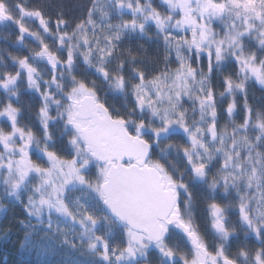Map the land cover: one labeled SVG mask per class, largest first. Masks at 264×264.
Masks as SVG:
<instances>
[{"label": "rangeland", "instance_id": "1", "mask_svg": "<svg viewBox=\"0 0 264 264\" xmlns=\"http://www.w3.org/2000/svg\"><path fill=\"white\" fill-rule=\"evenodd\" d=\"M256 1L227 0L223 10L218 14L211 8L204 10L205 0H134L123 5L119 2H98L92 16L95 13L99 14L103 8L111 11L117 9L116 17H120L119 14H128L137 17L136 19L140 21L139 24L124 22L123 28H121L123 24L118 27L127 37L132 34L139 35L141 32L153 37L154 34L151 33L154 30L156 35L166 43L171 50L169 54L172 52L171 55L174 58L173 68L171 67L166 75L168 87L165 90L162 87L157 88L158 81L148 86L136 79L134 82H127L115 75H106L103 68L96 67V63L94 64L92 60L93 52H96L95 56H98L101 63L104 57L102 47L96 48V44L99 45L100 42L101 26L98 22L92 23L93 19L84 26L78 27L71 36L58 38L51 36L50 27L41 22L38 17L23 15L20 22L36 24L44 33L43 37L50 40L49 46H41V49L44 59L50 66L53 79L57 80L51 83V87L56 89L59 84L62 88L66 87L64 90L66 94L63 96L61 89L56 91L67 103L66 112L61 114L65 122L61 116L55 117L54 122L56 123L57 120L64 122L65 129L67 128V132L71 134L69 142L75 145L74 165L82 162L83 166L94 172L92 173L94 180L91 185H88L86 181V188L77 183L75 185L77 180L75 168L71 169L69 164H63L57 160L52 163L47 160L53 153L48 150L46 139L36 141L35 138L25 136L26 142L22 145H37L38 148L32 150L33 154L36 153V156L47 161L46 164L49 167L46 166L44 169L43 165L38 166L41 171H44L40 172L37 171L36 166V168L30 167L26 163L29 155L23 160L14 159L10 155L7 157L9 162L5 164V167H0V198L5 195L15 202L24 201L30 219L46 223L48 227H55V224L60 222L66 223L65 229L68 226L77 241L85 242L93 251L100 252V257L106 261V264H154L156 259L160 264H178L176 262L178 259L170 253V249L167 250L163 241L170 230L173 233L172 236L176 235L175 229L164 228L162 241L153 246L144 236L125 228L124 248L122 247L113 255L105 249L103 244H99L100 237L95 234L99 221L93 220L91 214H86L87 216L80 219L78 214L80 209L76 205L68 204L69 197H76V193L74 195L68 193L69 186L71 188L79 186L78 194L86 200L93 197L90 191L94 189L102 204L100 186L107 172L105 167L100 168L90 162L80 137L75 135L70 127L71 121L75 118L73 109L75 102L85 97H93L98 102L95 90L80 88L79 84L73 80V70L77 66L84 65L90 76L96 79L91 86L96 87L97 90L99 86H102L98 84L99 81L106 87L105 94L119 95L124 99L127 95H132L136 110L141 112V109H144L143 115L150 109L151 103L155 105L152 120L166 123L164 132H157L152 126L132 127L135 134L142 133V135L150 136L151 147L155 149V160L166 161L172 174L178 175L179 182H186L183 181L185 179L191 180L194 186L197 184L206 188L215 201L214 204L222 208L220 217L225 218L227 222L228 219L237 215L240 223L243 218L244 224L257 227V231H262L264 228V131H261V126L264 124H251L252 117L249 113H239L238 109L240 104L242 109L246 110L243 100L249 86H257L264 94V83L244 66L247 61L260 66L261 72L264 73V43H262L264 14L259 15ZM2 13L4 11L0 7V25L7 22ZM19 25L20 23H16L14 26L21 30L24 37H28L26 30ZM54 45H56L55 48ZM109 45L108 39L103 42V47L108 48ZM51 49L55 52L52 58L48 52ZM217 49L220 50L219 53ZM218 55L220 59H217ZM40 61L45 62L42 59ZM213 76H215L214 79ZM159 82L164 83L160 79ZM239 84L243 87H237ZM10 94L11 92L7 94L5 103L0 105V136L8 134L10 125L13 130L10 134H16L18 129V125L14 122L9 123V120L16 121L17 118L16 108L12 105L14 98H11ZM209 95L211 99H207ZM216 100L221 104V114L225 116L228 123L223 128L216 125L219 115ZM144 103H146L145 107H143ZM138 104L143 108L137 106ZM181 105L185 108L184 110L179 108ZM57 107L59 108V105L56 102ZM159 114L165 117L164 120L158 118ZM42 117L47 118V116ZM45 121L48 123V119ZM80 125L84 126L85 123ZM231 128L233 133L227 136V130ZM32 161L35 162V160ZM200 163L205 165L203 176L198 175L193 168V164ZM159 165L151 162L148 164L150 167L162 170L165 184H172L175 194L183 193L185 186L179 182L175 183L166 175L165 168ZM253 168L256 169L255 177L250 181L249 176H252ZM225 204H227L226 208ZM242 204L247 219H244L241 212ZM209 210L212 220V207L211 209L209 207ZM187 219L192 221L189 217ZM89 221H93L92 225L88 224ZM184 224L191 228L190 224ZM211 226L212 228L214 226L213 220ZM260 231L257 234L261 235ZM189 246V242L181 237L179 250L181 252L184 250V254L179 252L178 258L182 261L181 264H204L202 257L193 252ZM262 251L263 249H260L253 256L242 258V263L264 264L263 255L258 254ZM187 257H191L189 262L186 260Z\"/></svg>", "mask_w": 264, "mask_h": 264}, {"label": "trees", "instance_id": "2", "mask_svg": "<svg viewBox=\"0 0 264 264\" xmlns=\"http://www.w3.org/2000/svg\"><path fill=\"white\" fill-rule=\"evenodd\" d=\"M133 1L0 0V7L4 11L1 15L7 20L5 24L0 25V39L5 42L1 50V57L6 58L9 56L11 58L10 51L12 49L10 47L14 42H17V59L27 61L30 69L34 72L32 79L33 86H29L27 79L23 76L17 80L16 90L20 93L18 105L21 113V123L26 129L37 135L36 137H47L46 141L47 139L50 141L52 153L58 154L60 160L71 161L76 158V151L69 148L71 134L65 131V118L61 115L63 112H66L67 103L62 100V97L56 91V89H61L63 96V94H66L64 91L66 87L62 88L60 84L56 86V89L51 87V83L57 82V80L53 79L50 66L44 59L43 50L41 49V46H49L50 40L47 37H43L44 33L41 32L40 27L36 24L20 22V18L23 15L38 17L41 22L46 23L50 27L49 33H52L51 36L58 38L71 36L78 27L84 26L90 19H93L92 23L98 22L101 26L99 30L100 42L99 45L96 44V48L102 47V56L104 57L101 63L98 60V56H95L96 52H93L92 60L94 64L96 63V67L103 68L106 75H115L127 82L138 80L141 84L143 81L148 86L158 81L157 88L162 87L165 90L168 87L166 86V75L172 67L174 57L171 55L172 52L169 54L171 50L161 37H158L154 30L151 33L152 35L154 34L153 37L144 32L127 37L125 32L119 30L118 27L124 22H137L139 24L140 21L136 19L137 17H132L127 13V15L119 14L120 17H116L117 9L111 11L103 8L99 11V14L95 13L92 16L98 2H119V4L123 5ZM214 2L224 4L227 0H214ZM256 3L259 15H263L264 0H257ZM160 14L162 15V11ZM16 23H20L19 27L26 30L28 37H24L21 30L15 28L14 25ZM123 27L124 24L121 25V28ZM107 39L110 41V45L108 48H105L103 47V42H106ZM6 43L10 46L9 48ZM55 46L53 47L55 48ZM50 51L48 52L52 58L55 52L54 49ZM40 59L45 62L40 61ZM159 79L164 83H160ZM73 80L79 85L83 84L88 90H95L98 102L101 103L100 100L104 101L101 104L107 109L110 116L126 122L128 133L143 139L150 146L152 144L150 136L148 134L142 135V133L135 134L132 127L143 125L146 128L152 126L156 128L157 132H164L166 130V123L155 121V119L154 121L152 120L154 116L153 111L156 108L154 104L151 103L150 109L145 111L146 113L143 115L142 111L144 109H141V112L136 110L132 95H127L126 100L119 95L105 94L106 87L100 84L99 81L98 84L102 86H99L97 90L96 87L91 86L96 79L90 76L84 65L77 66L73 70ZM212 81L214 82V80ZM169 94H172V92ZM56 102L59 108H56ZM216 103H218L219 113L216 125L223 128L227 121L225 120V116L221 114V104L218 100H216ZM137 106L143 108L146 106V103L143 104V107L140 104ZM182 106H179V108L184 110L185 108ZM243 106L246 110H243L239 104V113H249L252 117L251 124H256L257 122L264 124V94L260 88L255 85L247 88ZM40 112L46 113L47 118L40 117ZM58 116H61L64 122L57 120L55 123V117L58 118ZM157 116L160 120H164L165 118L162 114ZM45 119H48V123L47 121L44 122ZM241 121L243 122L242 118ZM45 123L47 124L46 126ZM232 130V128L227 130V136L233 133ZM172 144L176 146L174 143ZM151 149L150 162L160 164L165 168L166 175L173 179L175 183H178V175L172 174L167 167L166 161L155 160V149L152 147ZM92 173L94 172L89 170L87 174H84L83 176L86 180L82 184L79 182L78 185L85 187L86 181H88V185H91L94 180ZM183 181L186 182L179 183L185 186V191L177 195L178 201L176 207L178 216L182 223L190 224L191 228L195 229V234L201 240H204L208 233H210L209 226L211 222L210 215L207 214L209 210L205 197L207 189L197 184L194 186L191 180L187 181L185 179ZM78 187L71 188L69 186L68 193H72L73 195L76 193V197H69L68 204L71 206L76 205L80 209L78 213L81 217L80 219L91 214L93 220H98L99 224L96 225L95 234L100 237L99 244H103L105 249L113 255L118 253L122 247L124 248L123 232L126 229L121 227L115 220H111L106 216L102 210L97 191L95 192L94 189L90 191V195H93V197H89L86 200L85 197H81L78 194L80 192ZM188 217L192 221H189ZM91 222L93 221H89L88 224L92 225ZM65 225L66 223L62 224L60 222L59 224L56 223L55 227H48L46 223L31 220L24 201L15 202L4 195L0 198V264H106V261L100 257V252L93 251L85 242L77 241L74 233L71 232L68 226L65 229ZM172 235L173 233L170 230L163 241L167 246V250L170 249V253L178 259L177 263L181 264V260L178 258L179 252H183L182 254H184V250L182 252L179 250L181 237L178 234ZM190 258L187 257L186 260ZM154 261V264H160L157 259Z\"/></svg>", "mask_w": 264, "mask_h": 264}, {"label": "water", "instance_id": "3", "mask_svg": "<svg viewBox=\"0 0 264 264\" xmlns=\"http://www.w3.org/2000/svg\"><path fill=\"white\" fill-rule=\"evenodd\" d=\"M74 111L71 129L80 137L85 154L94 165L107 169L100 186L106 215L144 236L153 246L162 241L164 227L175 229L193 250L206 257L196 236L180 222L173 185L165 184L160 168L147 166L150 146L139 137L131 136L126 123L112 119L93 97L75 103ZM217 227L215 233H218ZM223 264L233 263L224 261Z\"/></svg>", "mask_w": 264, "mask_h": 264}, {"label": "flooded vegetation", "instance_id": "4", "mask_svg": "<svg viewBox=\"0 0 264 264\" xmlns=\"http://www.w3.org/2000/svg\"><path fill=\"white\" fill-rule=\"evenodd\" d=\"M3 45H5L4 40L0 39V105L5 103V100L7 99V94L11 92L10 96L11 98H14L12 101V105L16 108L17 111V118L16 121L9 120V123L18 125L17 133L16 134H10V132H13L11 125L8 131V134L0 136V167H5V164L9 162L10 155L13 156L14 159L17 160H23L25 156L29 155V157L26 159V162L30 167H34L37 169V171H41L38 166H44L45 169L46 166H48L43 158L36 156L33 154L32 150H36L38 148L37 145H22L24 142H26L25 136H30L35 140H43L46 139L45 137H36L37 135H34L32 131L26 129L22 123H21V113L20 108L18 105V98L19 94L16 90V85L18 84V79H20L22 76L27 79L28 85L33 86L34 83L32 82V79L34 77V72L30 69L27 61L24 60H18L17 54L18 50L17 48V42H14L12 44L11 48L7 43L6 45L8 48L12 49L11 52V58L1 57V50L3 48ZM40 117L46 116V113L40 112ZM7 119V118H6ZM66 131V130H65ZM67 132V131H66ZM21 135V136H20ZM48 144V150L50 152V141H46ZM36 144V143H35ZM69 148L75 149V145L70 144L69 142ZM74 151V150H73ZM26 154V155H25ZM52 154V153H51ZM6 159V160H5ZM32 160H35L33 162ZM48 161L56 162L59 161L63 164H69V167L72 169L75 168L77 180L75 181L78 184L79 182L82 184L86 178H84V174H87L89 172V169L86 166H83L82 162H78V165H74V161H66V160H60L59 155L56 153H53L52 155H49L47 158ZM36 166V167H35ZM29 167V168H30ZM49 167V166H48ZM92 167V166H91ZM28 168V167H27ZM94 168V167H92ZM35 172V171H34ZM62 190V189H61ZM206 196V203L208 206L212 207L214 205V200L208 194V192L205 194ZM176 196V205L175 209L177 210V194ZM227 203V202H226ZM224 207H227V204L224 205ZM220 209H222L219 206ZM225 210V209H224ZM212 211L214 212V209L212 208ZM210 213V210H208V215ZM178 214V210H177ZM212 220L214 221V226L212 228ZM212 220L210 222L209 230L210 233L204 238V240H201L194 232L195 229H190V231L196 236L198 240V244L201 246V248L204 250L206 257H204L199 251L191 250L197 254H199L204 264H223L224 261H229L233 264H244L242 263V258L253 256L258 250L263 249L262 252H258V254L263 255L264 260V228L260 231L262 234H257L259 231H257V227H253L251 225L244 224L241 219V223L238 220V216L234 215L232 219H228V222L225 218L220 217V212L216 215H212ZM231 221V222H230ZM230 222V223H229ZM218 225V227H217ZM217 227V232L215 233V229ZM193 230V231H192ZM187 260V262H189ZM178 261V260H177ZM176 261V262H177ZM182 262V261H181Z\"/></svg>", "mask_w": 264, "mask_h": 264}, {"label": "snow or ice", "instance_id": "5", "mask_svg": "<svg viewBox=\"0 0 264 264\" xmlns=\"http://www.w3.org/2000/svg\"><path fill=\"white\" fill-rule=\"evenodd\" d=\"M129 7H131V5H128ZM209 8H211V10L215 13H219L220 11L223 10L224 8V4L223 3H214V0H205V7H204V10L207 11ZM262 43H264V41H262ZM219 49H217V52L219 53ZM69 59L71 60V56L69 57ZM217 59H220L219 55L217 56ZM239 59V58H238ZM249 59H252V58H249ZM244 66L245 68H248L252 73H254L257 77L258 80H260L262 83H264V73L261 72V69H260V66L258 65H253V64H250L248 63L247 61H245L244 63ZM243 70V69H242ZM119 84V82H117ZM229 87L231 86V82L229 81ZM80 88H83L84 85L83 84H80L79 85ZM237 87H243L242 84H239L237 85ZM207 99H211V95H209L207 97ZM231 108V106H230ZM257 124L259 125V122H257ZM261 131H264V126H261ZM195 143V141H194ZM229 160H231V157L229 156ZM257 163H259V161H257ZM204 167L205 165L200 163V164H193V168H194V171L198 174V175H201L203 176L204 175ZM255 172H256V169L253 168L252 170V176H249V180L251 181L254 177H255ZM249 186H251V184H249ZM213 187H215V185L213 184ZM212 208L214 209V212L213 214L216 215L217 213L220 212V208L219 206L217 205H212ZM240 208H241V212L243 214V217L244 219H247V214L244 213V205H240Z\"/></svg>", "mask_w": 264, "mask_h": 264}]
</instances>
